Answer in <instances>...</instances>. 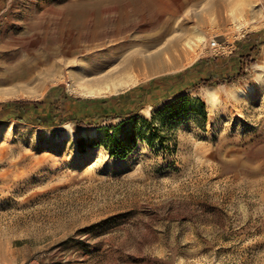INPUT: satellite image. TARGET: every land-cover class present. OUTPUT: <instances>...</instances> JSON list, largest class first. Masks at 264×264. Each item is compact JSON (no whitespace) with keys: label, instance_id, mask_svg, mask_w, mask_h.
I'll return each instance as SVG.
<instances>
[{"label":"rangeland","instance_id":"rangeland-1","mask_svg":"<svg viewBox=\"0 0 264 264\" xmlns=\"http://www.w3.org/2000/svg\"><path fill=\"white\" fill-rule=\"evenodd\" d=\"M194 1L197 13L206 1ZM177 2L0 0V70L17 72L0 81V103L44 101L29 105L27 116L36 117L62 95L101 99L135 89L133 98H146L135 120L110 131L133 146L123 158L109 154L94 127L0 122V264H264V198L238 186L245 171L264 178V5L251 2L227 24L211 12L202 31L190 22L187 55L162 69L146 57L161 46L160 19ZM249 34L242 46H256L243 76L189 88L208 73L224 75L222 57ZM31 54L42 63L28 73ZM205 58L216 59L176 78ZM82 70L113 75L83 84Z\"/></svg>","mask_w":264,"mask_h":264},{"label":"trees","instance_id":"trees-1","mask_svg":"<svg viewBox=\"0 0 264 264\" xmlns=\"http://www.w3.org/2000/svg\"><path fill=\"white\" fill-rule=\"evenodd\" d=\"M253 34H249L241 40L237 41L236 48L234 51L226 56L222 57L224 60L223 64L226 73L221 75L220 78L217 77L215 73H208V76L199 78L196 83H193L189 88L196 89L199 85H208L213 82H233L239 77L245 74L244 61L243 59L248 56L249 51L254 50L256 44L251 43L246 46H242L244 40L253 37ZM216 58L210 59H200L196 61L191 67L185 69L176 74V78H182L185 72L187 71H196L201 73L204 71L206 66L210 62H214ZM208 72V71H207ZM172 76H164L159 80L161 82L168 81ZM157 81V80H156ZM152 81V83H156ZM188 88V87H187ZM136 92L135 89L126 91L124 93L118 94L116 96L105 97L101 99L97 98H73L69 95H62V98H56L55 100H50L48 106L43 110V114H38L36 117H28L27 111L31 108L29 105H32L34 108L41 106L44 101H38V103H30L28 101L21 100H10L0 103V122L9 120L11 118L24 123H30L32 125L50 127L54 124L62 125L66 122H72L77 125H84L86 127H94L98 131L103 130L100 135L102 140V145L105 147L111 156L116 155L119 157H126L133 149L132 145L126 144L123 140L117 137L116 132L110 133L111 130L116 131L118 127L125 124L127 121L135 120L134 117L137 114L139 107L145 105L146 98L140 95L137 98H133L132 94ZM166 92L164 98L170 96ZM123 101L124 104H128L127 107H114L113 100ZM161 99V100H162ZM47 101V98L45 99ZM159 99L155 97L150 101L151 105H156ZM71 102L69 109H66L65 102ZM132 105V106H131ZM68 113L67 117H64V114ZM110 120H119L117 126L112 128H107L102 126ZM103 128V129H102ZM86 139L81 138L78 140L80 145H84Z\"/></svg>","mask_w":264,"mask_h":264},{"label":"bare ground","instance_id":"bare-ground-1","mask_svg":"<svg viewBox=\"0 0 264 264\" xmlns=\"http://www.w3.org/2000/svg\"><path fill=\"white\" fill-rule=\"evenodd\" d=\"M205 1H206V3L196 13V11H197L196 8H197V4H198L197 2H195L194 0H178L176 8L174 9V11L169 12L167 16H165L164 18L162 17L160 19V23L162 24V26H161L162 31H160L157 34L158 36L155 38V41L160 43L161 46L158 47L153 53H151L150 55H148L146 57V59L149 62L155 61L157 63H160L162 65L161 68L165 69V68H168L169 63H175V62L177 63L182 55H187L186 53H188V48H189V46L192 45V42L195 38V33L193 30V27H190L188 25L190 22H193L196 25L197 29L202 31L206 26H208L211 23V18L208 16L211 12L216 15V17L219 19V21H221L222 24H227V23H229V21L234 19L235 16H237V15L243 16L244 13L247 12V9H248L247 6H249L251 2L255 1L256 3L262 5V7L264 5V0H205ZM185 9H190V11L194 10L195 13L190 16L188 14L187 10L184 11ZM228 11L231 13V15H229L227 13ZM179 15L181 17L178 19L177 17ZM106 16L113 19L116 16V12L112 11V10H108V12H106ZM175 19H178V20H176L177 27L174 28V27L168 26L169 23ZM105 42H107V41H105ZM106 44H108V43H106ZM39 58H40L39 55L36 56L35 54H31L30 60H29L30 62L28 63L27 67L25 66L27 68L28 73H31V71L33 70L32 68H34L37 65L42 63ZM138 59H139V57H138ZM144 59H143V61H144ZM134 61H135V59H134ZM119 65L116 67V70H115L116 73L121 72L123 65H124V62H120ZM57 70H59V69L56 68V71ZM48 72H50L49 68L44 69L45 74H47ZM91 72H89L88 70H82V72L77 73L76 77H78L79 80L84 79L83 81L81 80L83 84L84 83L96 84V85L100 86L104 82L108 81L113 75V72L110 71V72H107L104 74H100V75H96L94 77H91V75L89 74ZM16 74H17V72L12 73L8 70L2 69V70H0V81L1 82L8 81V80H10V78H14L16 76ZM88 74L90 75L91 78H88ZM82 135H84V134H82ZM254 174H255L254 171H245L246 177H243L242 180H240L238 182V186L242 189V191H245L246 194L250 197L260 196L261 198H264V178H256V179L248 178L249 175H254ZM251 199H253V198H251ZM245 201H246V199H245ZM256 201H258V200H256ZM240 202H242V201H240ZM242 205H244L243 202H242ZM241 210H242V208H241ZM246 216H244V217H246ZM262 247H264L263 244L262 245L259 244L257 246L258 249L259 248L261 249Z\"/></svg>","mask_w":264,"mask_h":264},{"label":"crops","instance_id":"crops-1","mask_svg":"<svg viewBox=\"0 0 264 264\" xmlns=\"http://www.w3.org/2000/svg\"><path fill=\"white\" fill-rule=\"evenodd\" d=\"M56 91H58V90H56Z\"/></svg>","mask_w":264,"mask_h":264}]
</instances>
